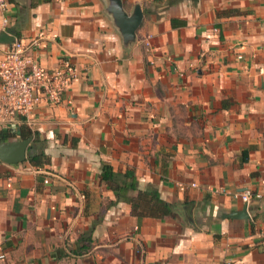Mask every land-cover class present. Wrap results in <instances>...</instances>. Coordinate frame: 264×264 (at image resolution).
<instances>
[{"label": "crops", "instance_id": "1", "mask_svg": "<svg viewBox=\"0 0 264 264\" xmlns=\"http://www.w3.org/2000/svg\"><path fill=\"white\" fill-rule=\"evenodd\" d=\"M121 3L142 11L126 46L104 0H0V31L41 69L78 71L59 103L0 123V142L30 137L0 161V264H264V0ZM101 161L173 216L136 218Z\"/></svg>", "mask_w": 264, "mask_h": 264}, {"label": "built area", "instance_id": "2", "mask_svg": "<svg viewBox=\"0 0 264 264\" xmlns=\"http://www.w3.org/2000/svg\"><path fill=\"white\" fill-rule=\"evenodd\" d=\"M143 44L146 51L150 50L149 36L145 37ZM77 76V69L64 58L50 71L41 69L21 41L14 39L0 59V123L15 121L17 116L27 120L39 101L59 103L63 92ZM46 181L43 179V182ZM232 196L247 202L251 192L243 190L232 193ZM257 235L264 242V226L257 231Z\"/></svg>", "mask_w": 264, "mask_h": 264}, {"label": "trees", "instance_id": "3", "mask_svg": "<svg viewBox=\"0 0 264 264\" xmlns=\"http://www.w3.org/2000/svg\"><path fill=\"white\" fill-rule=\"evenodd\" d=\"M48 0H31L32 4ZM1 138H6L7 134L0 132ZM35 138V137H34ZM27 161L33 166H41L48 162V158L42 151H35L27 156ZM98 179L109 185L114 193L116 201H123L129 204L131 214L136 218L144 216L163 218L173 216L174 205L167 203L153 190L143 191L136 187L135 178L129 173H119L113 171L109 163L101 161L99 165ZM135 191L134 195L129 192Z\"/></svg>", "mask_w": 264, "mask_h": 264}, {"label": "water", "instance_id": "4", "mask_svg": "<svg viewBox=\"0 0 264 264\" xmlns=\"http://www.w3.org/2000/svg\"><path fill=\"white\" fill-rule=\"evenodd\" d=\"M104 12L118 33L122 45L126 46L131 44L135 39V31L142 19V11L139 4L135 3L129 11H126L122 6L121 0H104ZM13 40V36L0 31V43L12 42ZM29 142L30 137L23 140L0 142V161L7 164L24 161ZM227 215L231 217H246L245 204L240 210L232 211Z\"/></svg>", "mask_w": 264, "mask_h": 264}]
</instances>
